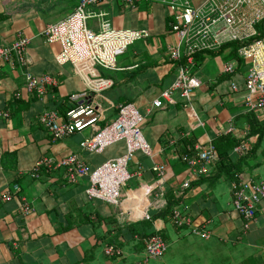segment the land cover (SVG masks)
Masks as SVG:
<instances>
[{
	"label": "crops",
	"instance_id": "1",
	"mask_svg": "<svg viewBox=\"0 0 264 264\" xmlns=\"http://www.w3.org/2000/svg\"><path fill=\"white\" fill-rule=\"evenodd\" d=\"M78 1L0 0V46L11 44L20 31L30 39L25 70L0 65V264H136L144 256L145 239L140 240L127 226L147 213L151 217L160 211L149 207L157 192L163 193L166 203V195L178 200L174 208L185 211L211 234L210 239L193 237L187 229L176 227L169 216L156 219L150 230L167 242L166 254L170 250L168 259L156 261L158 264H183L186 257L195 253L213 259L212 251L220 246L219 242L241 240L257 248V254L264 257V203L259 207L256 222L244 233L241 218L232 207L231 178H218L216 165L206 176L194 178L181 159L185 139L202 147L215 143L222 135L256 142V137L249 134L251 117L244 106L246 68L238 66L233 75L223 74L224 64L237 58L233 47L199 56L195 76L201 84L194 90L192 104L202 124L177 95L173 103L163 100L162 108H152V101L172 84L176 73V64L168 60L166 53L176 37L169 31L170 13L164 5L143 1L131 8L115 0L91 6L89 12L106 13V19L116 29H147L151 35L119 56L120 70H100L103 77L113 81V86L99 98L103 116L95 127L53 141L40 125L38 117L45 108L57 109L63 103L64 113L74 106L68 97L85 91L72 66L56 62L60 45L46 43L41 34L46 25L66 19ZM198 1L201 0H194ZM97 24V19L89 20L92 28L97 29ZM24 71L50 75L56 85L40 100L27 92ZM233 82L236 91L231 88ZM126 103L134 104L145 116L142 132L152 156L135 154L128 168L133 174L141 166L142 175L122 187L121 209L90 200L86 195L88 179L72 185L65 180L63 169L42 166L38 177L32 176L34 167L44 157L77 155L91 168H97L124 155V142L114 143L100 154L82 151L79 144L95 133V128L115 120L119 106ZM232 128L235 133L229 132ZM156 163L166 166L161 183L152 171ZM238 175L264 182V138ZM187 180L192 181L191 187L182 189ZM15 184L20 193L5 201L4 192ZM146 185L158 186L149 200L147 189L140 190ZM21 199L33 209L28 216L20 211ZM110 244L122 250L121 257L105 254ZM172 251L179 253L177 259Z\"/></svg>",
	"mask_w": 264,
	"mask_h": 264
},
{
	"label": "built area",
	"instance_id": "2",
	"mask_svg": "<svg viewBox=\"0 0 264 264\" xmlns=\"http://www.w3.org/2000/svg\"><path fill=\"white\" fill-rule=\"evenodd\" d=\"M115 0H79L75 10L64 20L46 25L42 37L48 44H59L60 50L56 62L60 65L72 66L75 74L81 78L85 91L68 97L74 106L62 117L57 109L45 108L38 117L40 125L46 129L53 141L62 140L87 129L95 127L102 119L99 107L101 94L113 86V81L103 77L100 70L118 71L119 56L136 42L148 39L147 29H116L106 19V13H91L89 8L98 4H107ZM123 4L135 8L141 2L162 4L170 13L169 28L176 41L167 46V58L176 64L175 79L163 90L159 97L152 101V108H162L163 100L174 102L177 95L185 108L192 111V117L201 123L198 113L192 104L194 90L200 86L195 76L197 69V54L215 53L226 46L235 48L236 59L228 61L223 66V74L233 75L238 66L246 68L244 106L248 113L264 122V37H261L260 26L264 23V0H120ZM91 18L97 19V29L89 25ZM30 39L21 31L14 41L7 46H0V65L8 64L13 68L24 69L28 66L27 50ZM26 90L38 99H44L48 90L56 85L50 75H34L23 72ZM237 90L236 84H231ZM149 110L148 112H150ZM2 114V113H0ZM8 116V113L4 114ZM145 116L131 103L122 104L118 115L112 122L85 137L79 144L82 151L100 154L117 142H124V155L104 162L97 168H91L77 155L61 159L44 157L34 167L32 176L38 177L42 166L49 169H63L65 180L75 185L83 178L88 179L86 195L90 200H100L111 206L122 208L124 200L122 187L133 177L142 175L139 166L133 174L129 165L137 152L152 156L142 125ZM202 124V123H201ZM229 132L235 133V129ZM252 143V142H251ZM249 141L237 145L232 156H243L250 149ZM189 166L194 178L206 176L211 167L219 160V154L213 142L206 146H188L181 157ZM156 181L162 182L166 176V166L156 163L152 166ZM191 180L182 184V189L191 187ZM147 198L158 188L156 185H146ZM19 185L15 184L3 194L5 201L17 198ZM232 207L242 221V231L248 232L257 220L259 207L264 203V182L256 179H244L235 175L231 181ZM20 211L28 216L33 212L31 205L21 199ZM161 210L166 206L163 193H155V201H149ZM150 220L147 213L140 220ZM172 223L187 229L190 234L203 239H210V231L197 224L185 211L176 207L171 214ZM168 249L167 242L158 234L144 240V256L136 264H150L152 259L162 258ZM109 257H121L122 250L115 244L105 248Z\"/></svg>",
	"mask_w": 264,
	"mask_h": 264
},
{
	"label": "trees",
	"instance_id": "3",
	"mask_svg": "<svg viewBox=\"0 0 264 264\" xmlns=\"http://www.w3.org/2000/svg\"><path fill=\"white\" fill-rule=\"evenodd\" d=\"M259 29H260L261 37H264V23L261 24ZM169 31L171 32L170 28H169ZM234 51H235V48L233 46V52ZM200 55H202V54L196 55L197 63H198V58ZM171 63H173V62H171ZM173 64H175V63H173ZM62 105H63V103H61L57 107V111L59 113H62V115H61L62 117H65L66 113L69 110H71L72 108L66 109L63 113ZM249 114L251 117V119H250L251 120V131L249 132V134L251 136L256 137V142L255 143L250 142L251 143L250 149L248 150V152L246 154H244L243 156H236V157L232 156L233 149L237 145H239L240 143L247 142L248 139L242 140V139H237L232 135H222L214 143L216 150L219 154V160L216 163V166L218 169V174H219L218 178L223 176V175H227L231 178V181L233 179H235V175H238L240 173L244 164L252 156V154L255 152L257 147H259V145L261 144V142L264 138V122H260L258 119H256L254 114H252V113H249ZM194 145H195V141L190 140V139H185L184 142L182 143L183 153L186 152L188 146H194ZM166 199H167L166 206L163 209H161L160 211H156V214L152 215L150 217V220L144 219V220H140L137 222H131V223H129L127 228L130 229L133 234H137L139 236L140 240H142V239L144 240V239H146L152 235L157 234V232L150 230L152 223L160 217H166V216L171 217L174 206L179 204L178 200L175 199V201H174L171 198H168L167 195H166ZM141 226L146 227V228L142 229V228H140Z\"/></svg>",
	"mask_w": 264,
	"mask_h": 264
},
{
	"label": "rangeland",
	"instance_id": "4",
	"mask_svg": "<svg viewBox=\"0 0 264 264\" xmlns=\"http://www.w3.org/2000/svg\"><path fill=\"white\" fill-rule=\"evenodd\" d=\"M140 44L141 42L138 41L133 45V47H138ZM118 209H121V208H118ZM219 244L220 246L215 248L212 251L213 259H211L208 255H206L207 257L204 258V256H200L197 253H195V255L186 257L185 262H183V264H187V263L189 264H264V259H263L264 257L257 254L259 250L257 248L250 247L243 240L237 241L236 243L219 242ZM169 252L170 250L168 251L167 254L164 255L163 258L152 259L150 261V264H158L159 262H156V261H159L162 259L165 262L168 259L167 256ZM178 254L179 253H175L172 251V255L175 256V259H177ZM203 259L204 261H202ZM178 262H182V261L179 260Z\"/></svg>",
	"mask_w": 264,
	"mask_h": 264
}]
</instances>
